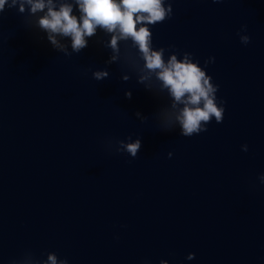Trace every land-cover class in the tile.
Returning <instances> with one entry per match:
<instances>
[{"label":"water","instance_id":"obj_1","mask_svg":"<svg viewBox=\"0 0 264 264\" xmlns=\"http://www.w3.org/2000/svg\"><path fill=\"white\" fill-rule=\"evenodd\" d=\"M10 3L0 13V264L50 252L68 264H264V0H171V19L151 27L165 59L188 52L205 68L214 57L205 70L224 118L192 137L160 129L166 93L107 66L103 32L66 57ZM128 136L142 140L135 158L115 151Z\"/></svg>","mask_w":264,"mask_h":264},{"label":"clouds","instance_id":"obj_2","mask_svg":"<svg viewBox=\"0 0 264 264\" xmlns=\"http://www.w3.org/2000/svg\"><path fill=\"white\" fill-rule=\"evenodd\" d=\"M8 2L0 0V13L4 12ZM17 6L19 13L36 17V26L46 33L52 48L66 57L79 54L88 47L90 39L97 37L98 30L103 32L109 39L98 38L96 43L110 50L105 62L107 66L120 65L122 70L134 74L136 82L148 92H153L154 84H158L159 92L166 93L171 110L159 113L162 131L178 129L179 135L192 137L207 132V125L213 118L216 123H222L225 102L218 101V85L205 70L214 62V57L206 60L205 68H202L191 53L169 52L165 59L168 50L153 46L150 29L171 19V0H11L9 7ZM241 31H246V26H242ZM64 40L68 43L62 42ZM240 41L247 45L250 37L240 35ZM92 77L103 81L109 77V71H94ZM130 79L131 75L122 76L125 82ZM124 95L127 99L132 98L131 91ZM135 116L142 123L148 119L139 111ZM116 144L117 153L126 152L135 158L142 140L128 136ZM242 151H248L247 145L242 146ZM168 156L171 158L172 153ZM259 180L264 184V175ZM194 258V253L186 257L187 260ZM37 264H68V260L50 252L46 260L37 261ZM160 264L168 262L161 260Z\"/></svg>","mask_w":264,"mask_h":264}]
</instances>
